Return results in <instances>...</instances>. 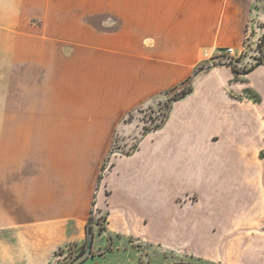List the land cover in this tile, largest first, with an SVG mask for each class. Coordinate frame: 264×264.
<instances>
[{
  "label": "crops",
  "instance_id": "crops-1",
  "mask_svg": "<svg viewBox=\"0 0 264 264\" xmlns=\"http://www.w3.org/2000/svg\"><path fill=\"white\" fill-rule=\"evenodd\" d=\"M255 1L0 0V231L41 228L31 259L49 264L96 211L111 242L264 264V47L245 74L202 61L240 51ZM190 76L161 127L126 119ZM116 135L137 146L98 181ZM19 242L0 264L23 259Z\"/></svg>",
  "mask_w": 264,
  "mask_h": 264
},
{
  "label": "rangeland",
  "instance_id": "rangeland-1",
  "mask_svg": "<svg viewBox=\"0 0 264 264\" xmlns=\"http://www.w3.org/2000/svg\"><path fill=\"white\" fill-rule=\"evenodd\" d=\"M255 7L257 9V14L261 17L258 18L255 16L251 21H248L246 26L243 44L240 49L243 51H241L239 56L235 59V66L240 71L249 69L258 62H263L264 0H256ZM227 63L228 61L224 57H219L216 60L211 61V65L214 66L225 65ZM253 80L259 82L264 89V68L258 71L256 76L253 77ZM250 93L251 92H248V94ZM251 95L253 94L251 93ZM165 100L166 99L162 101L156 100L146 106H142L135 112L131 113L130 116H126V119L131 120L132 118L137 117L143 127L153 128L156 124L160 123V120L166 111L164 104ZM10 104L13 105V102L8 101V105ZM30 104V101H24L23 106L31 107ZM54 106V101L45 100L39 102L40 109H52ZM125 140L126 136L116 135L114 146L102 163L98 171V176L103 175V173L110 167L111 157L113 154H129L136 148L138 142L137 139H134L129 143H126ZM261 153H263L264 156V148ZM43 161H45L44 157L39 155L38 162L40 168L43 166ZM29 170L30 167H28V171H26L28 176H30ZM89 223L91 225L90 231L94 237L92 238L91 254L80 264H228L222 261H213L186 254L180 249L187 246L182 245L166 246V248H164L150 242L148 244L137 243V246L132 248L117 241L111 242L110 240L98 235L104 230V213L101 212L94 211L92 219ZM94 230H96L98 234H94ZM41 232V228L32 224H24L23 227L17 231L9 228L1 230L0 249L5 246L7 249L12 248V251L14 252V245L12 246V244L17 238L20 241V247L23 252V259L17 262V264H36L37 261L32 260L31 256L37 249L36 242ZM256 232H258L257 234H259L264 240V226L262 229L256 230ZM86 239L87 232L84 240L80 242L70 241L55 249L49 264H69L75 257L84 251ZM234 264H238V262H235Z\"/></svg>",
  "mask_w": 264,
  "mask_h": 264
},
{
  "label": "trees",
  "instance_id": "trees-1",
  "mask_svg": "<svg viewBox=\"0 0 264 264\" xmlns=\"http://www.w3.org/2000/svg\"><path fill=\"white\" fill-rule=\"evenodd\" d=\"M262 63L261 62H258L257 64H255L254 66L250 67L249 69H246V70H243V71H240L236 68V66L234 65H228L232 68V70L235 72V73H238V74H245V73H248L250 72L251 70H253L255 67H257L258 65H260ZM203 67H198L196 70H195V74L197 72H199L200 70H202ZM192 90V87H191V76L188 77L185 81H183L180 85H177L173 88H171L170 90H168L166 92V100L164 102L165 104V107H166V111L164 112V115L162 117V119L160 120V123L159 124H156L153 128H146L145 126L142 128V134H145L146 132L148 131H151V130H156L158 129L159 127L162 126V124L164 123L165 119L167 118L168 116V112L171 108V105H172V102L173 101H176L178 99H181L183 98L184 96H186L188 93H190ZM261 157L263 158V153H261ZM101 178V176L98 177V181L99 179ZM92 219V216L90 215L89 217V221H88V224L86 226V232L88 233V231H90V228H91V225H90V220ZM91 233V231H90ZM91 237H92V233H91Z\"/></svg>",
  "mask_w": 264,
  "mask_h": 264
},
{
  "label": "built area",
  "instance_id": "built-area-1",
  "mask_svg": "<svg viewBox=\"0 0 264 264\" xmlns=\"http://www.w3.org/2000/svg\"><path fill=\"white\" fill-rule=\"evenodd\" d=\"M241 51H236L233 47H223V48H218L216 49L213 53H209L208 51H203L202 53V61L209 60L214 61L219 57H224L228 61V65H234L235 66V59ZM226 65V64H225Z\"/></svg>",
  "mask_w": 264,
  "mask_h": 264
},
{
  "label": "water",
  "instance_id": "water-1",
  "mask_svg": "<svg viewBox=\"0 0 264 264\" xmlns=\"http://www.w3.org/2000/svg\"><path fill=\"white\" fill-rule=\"evenodd\" d=\"M92 248V237L90 231L87 233V239L85 242V249L84 251L75 257L69 264H80L83 262L90 254Z\"/></svg>",
  "mask_w": 264,
  "mask_h": 264
}]
</instances>
